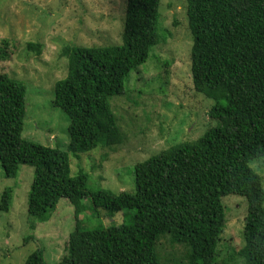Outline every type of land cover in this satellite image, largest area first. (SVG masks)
<instances>
[{"label":"trees","instance_id":"obj_1","mask_svg":"<svg viewBox=\"0 0 264 264\" xmlns=\"http://www.w3.org/2000/svg\"><path fill=\"white\" fill-rule=\"evenodd\" d=\"M159 2L125 0L120 44L61 50L67 72L54 83L52 104L69 121L68 153L122 144L110 99L124 94L131 72L158 44ZM185 3L192 88L215 102L208 117L216 125L135 164L132 193L89 190L85 173L70 174L68 153L24 140L25 86L0 73L4 176H14L19 165L33 169L27 214L38 222L49 220L60 199L74 207V228L54 264H160L156 245L164 235L184 248V264H219L226 195L246 202L244 244L236 253L228 249L227 261L264 264V189L249 166L264 159V0ZM28 47L39 53L40 45ZM11 192L3 190L1 212L9 210ZM82 200L107 214L134 210L131 223L85 229ZM24 264L46 262L36 250Z\"/></svg>","mask_w":264,"mask_h":264},{"label":"rangeland","instance_id":"obj_2","mask_svg":"<svg viewBox=\"0 0 264 264\" xmlns=\"http://www.w3.org/2000/svg\"><path fill=\"white\" fill-rule=\"evenodd\" d=\"M124 7L125 0H0V73L25 86L24 140L68 153L69 121L52 104L54 83L67 72L61 50L120 44ZM185 10V0H160L158 44L146 62L131 72L124 94L110 99L122 144L68 153L70 174L85 173L89 190L132 193L135 164L193 141L216 125L208 117L215 102L192 88V36ZM29 43L40 45L39 53ZM249 166L261 177L264 189V159ZM32 180L33 169L27 165H19L12 177L4 176L0 166V196L4 189H12L9 210L0 211V264H24L36 250L42 252L46 264H54L65 253L66 239L74 228V207L60 199L46 222L29 217L27 196ZM222 204L226 223L217 262L230 264L228 249L236 253L244 244L246 202L226 195ZM82 206L79 219L85 229L130 224L134 215V210L96 211L89 200H82ZM156 252L160 264H184V248L170 244L167 235L158 241Z\"/></svg>","mask_w":264,"mask_h":264}]
</instances>
